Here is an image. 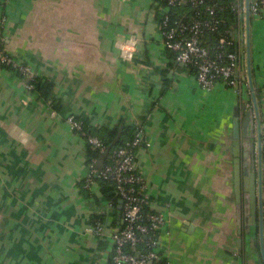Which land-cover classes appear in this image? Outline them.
Wrapping results in <instances>:
<instances>
[{"label": "crops", "instance_id": "1", "mask_svg": "<svg viewBox=\"0 0 264 264\" xmlns=\"http://www.w3.org/2000/svg\"><path fill=\"white\" fill-rule=\"evenodd\" d=\"M4 11V49L51 82L63 109L0 68V264H110L122 202L99 182L83 188L87 147L68 114L97 130L128 126V135L139 125L149 144L137 148L136 167L149 208L166 220L164 264H258L253 223L237 232L233 188V112L239 106L242 122V106L252 109L245 64L238 90L201 88L163 46L159 0H6ZM129 35L137 46L125 59L117 42ZM250 35L264 115V19L252 17ZM240 141L243 156L242 127Z\"/></svg>", "mask_w": 264, "mask_h": 264}, {"label": "built area", "instance_id": "2", "mask_svg": "<svg viewBox=\"0 0 264 264\" xmlns=\"http://www.w3.org/2000/svg\"><path fill=\"white\" fill-rule=\"evenodd\" d=\"M216 0H159V26L165 49L174 53L175 59L191 65L195 69V77L201 88L210 90L218 81L238 90L243 85L245 64L244 47V0H235L234 8L238 11L241 24L236 33V52H224L225 46L232 44L231 40L219 39L217 48L208 44L213 33L218 28L219 19L214 18ZM6 0H0V25L6 23L3 6ZM165 5V6H163ZM192 5L198 9L203 7L209 15V20H200L199 12L193 20H173L169 11L174 7ZM250 12L254 18L264 19V0H250ZM0 36V68L6 65L22 76L23 86L31 92L33 85L27 79L37 78L32 69L24 62L12 56L2 46ZM2 46V47H1ZM137 46V38L126 36L117 42L120 54L125 59H131ZM221 49V50H218ZM55 116L56 112H52ZM65 122L71 130L84 136L86 142L99 149L102 153L106 147L94 135L88 134L79 120L73 114L65 116ZM139 125L134 124L127 139L119 148L110 154L109 162L99 170L95 167L97 160L88 165V171L83 178V188L90 190L97 178L111 180L122 202L121 228L112 235V255L110 264H164L158 252L159 233L165 225L163 214L153 211L147 204V198L142 193L144 181L136 167V150L141 145H148ZM102 223L96 221L92 230L97 236L102 234ZM140 245H144L143 252H136Z\"/></svg>", "mask_w": 264, "mask_h": 264}, {"label": "water", "instance_id": "3", "mask_svg": "<svg viewBox=\"0 0 264 264\" xmlns=\"http://www.w3.org/2000/svg\"><path fill=\"white\" fill-rule=\"evenodd\" d=\"M245 15V65L247 73L248 87L252 99V109L242 106L245 111L242 122H240V108L235 106L232 119V137H233V188L236 202V221L237 232L241 235L242 230L247 231L250 222L258 224V238L254 241L256 248V258L258 264H264V171H263V146H264V115L261 113L259 102L256 96V90L252 73L251 59V12L250 0H244ZM253 122H255V135L253 134ZM242 127L243 156H241L240 134ZM248 128L250 133L248 134ZM120 130L111 144L99 155L95 167L101 170L104 167L105 160L110 149L115 145L120 136ZM249 135V136H248ZM247 138L249 139L247 141ZM249 147V152H248ZM248 153L250 155L248 156ZM243 157V159H242ZM241 161L243 169L241 171ZM245 191L242 194V191ZM247 190V191H246ZM250 205V210L247 206ZM255 204L257 205V218L255 220ZM250 212V214H248ZM240 243V240L238 241Z\"/></svg>", "mask_w": 264, "mask_h": 264}, {"label": "trees", "instance_id": "4", "mask_svg": "<svg viewBox=\"0 0 264 264\" xmlns=\"http://www.w3.org/2000/svg\"><path fill=\"white\" fill-rule=\"evenodd\" d=\"M234 1L235 0H216L215 1L214 18L219 19L220 23L218 24V28L216 29L215 32L209 33V37L211 38V40H209L208 44H210L211 48H213V49L217 48L216 46H217V44H219L220 38H225L227 40H231L232 44L226 45L224 52H236V50H237V42H236L235 34L238 31V28L241 24V21L238 18L237 9L234 8V3H233ZM5 4H6V2H5ZM5 4H4V6H5ZM4 6H3V13L6 17V14L4 11ZM163 6H165V5H163ZM197 11L199 12L200 20H209L210 19L209 15L206 13V11L204 10L203 7H198V9H197L192 5L174 7L172 10L169 11V14L173 20H178V19L193 20V18H196V12ZM158 18H159V16H158ZM3 44L4 43L2 42V46H3ZM3 48H4V46H3ZM218 50H221V49L218 48ZM171 53L174 55L173 52H171ZM185 65L187 67H189L190 70L196 74L193 66L187 65V64H185ZM1 68L9 70L12 73L17 74V76L22 78V76H20L18 73H16L14 69H12L6 65H1ZM27 82L33 85V88H32L30 93H37L38 98L42 99V100L51 99V101H52L51 108L53 110L61 111L63 109L60 106V102L57 99H54L53 95L51 94V90H52L51 82H49L45 79H42V78H38V77L34 78V79H27ZM218 82H222V81H218ZM255 90H256V96H257V100L259 102V106H260V108H262V106H263L262 90H261V88H255ZM247 103L251 107V105H252L251 94H248ZM74 116L77 120H79L81 122L83 129L88 134L94 135L97 138H99L103 142V144L105 145L106 148L109 144H111V142L113 141V139L115 138V136L118 134V132L120 130V125L114 126L113 128L102 127L99 130H97V129H94V127H92L90 125L88 119L83 118V117H79L76 115H74ZM243 116H244V112H243ZM128 130H129L128 126H122V130L120 132L119 139H118L117 143L115 145H113L112 148L110 149V152L108 154L109 157H110V154L113 153V151H115L117 148H119L127 139L130 138V135H128ZM72 131L75 132V134L81 136L80 134H78V132H76L74 130H72ZM81 137L84 139V141L86 143V147H87V160H86L87 165L92 164L95 160L98 159L101 152L99 149H97L94 146H92L91 144L87 143L84 136H81ZM109 157L107 156L104 164H107L109 162ZM242 159H243V157H242ZM263 164H264V151H263ZM241 170H242V166H241ZM96 182H99L100 187H101V192L103 193V195L105 197H107L109 200H112L111 201L112 203H117V200L120 199V197L116 192L113 181H111L109 179L104 180L101 178H97ZM243 191H242V194H243ZM97 220L100 221L101 219L98 216H96L93 221H97ZM251 226L252 227L250 229V234L258 236V224H252ZM244 233H246V232H244ZM246 234L248 236V233H246ZM257 238H255V239H257ZM144 248H145L144 245H140L136 252H143ZM162 262H164V260L160 261V263H162Z\"/></svg>", "mask_w": 264, "mask_h": 264}, {"label": "flooded vegetation", "instance_id": "5", "mask_svg": "<svg viewBox=\"0 0 264 264\" xmlns=\"http://www.w3.org/2000/svg\"><path fill=\"white\" fill-rule=\"evenodd\" d=\"M247 191V190H246ZM245 192V191H244Z\"/></svg>", "mask_w": 264, "mask_h": 264}]
</instances>
